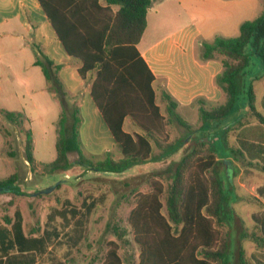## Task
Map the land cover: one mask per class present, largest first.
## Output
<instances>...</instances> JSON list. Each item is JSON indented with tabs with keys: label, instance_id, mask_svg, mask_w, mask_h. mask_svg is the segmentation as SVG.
Here are the masks:
<instances>
[{
	"label": "trees",
	"instance_id": "trees-1",
	"mask_svg": "<svg viewBox=\"0 0 264 264\" xmlns=\"http://www.w3.org/2000/svg\"><path fill=\"white\" fill-rule=\"evenodd\" d=\"M64 54L77 64L81 81L89 83V96L110 136L113 148L100 155H87L80 142L81 115L76 97L66 89L59 76L61 65L55 64L34 45V62L45 79L46 89L61 104L55 122V157L48 163H37L33 157L30 129L24 131L23 151L32 172L37 166L46 175L68 171L72 166L69 153L74 152L79 165L100 173H121L136 165L169 158L181 150L184 138H172L168 128L176 123L186 136L200 132L206 124L226 118L232 110L239 91L246 86L247 110L221 127L219 132L230 156L264 163V114L255 108V93L245 83L243 70L250 56L258 57L264 70V7L252 19L243 21L235 37H215L201 44L200 60L218 59L221 71L215 84L223 93V102L206 107L197 99L200 126H194L177 112V104L162 93L164 113L155 102V77L137 51L136 45L146 27L147 9L153 0H36ZM264 109V99L261 100ZM0 114L21 129L25 114L1 109ZM250 115L256 124L246 129L249 138L239 137L235 146L228 145V133ZM129 120L139 132H128L124 123ZM214 134L200 133L194 145L181 154L165 170L170 182L165 190L161 180L151 178L146 191L132 189L133 203L129 206L125 227L107 225L114 239L107 240L99 256V264H124L120 250L131 245L137 248L133 264H228L224 256L228 239L218 225L224 223L225 194L222 181L215 174L218 159L210 141ZM205 137L206 142L199 140ZM12 154V153H11ZM0 186L11 193L23 192L16 185V176L0 180ZM264 200V185L256 189ZM91 205L81 215L84 220ZM227 208V207H225ZM63 207L51 210L48 221L55 217L76 216L77 209ZM258 232L248 237L258 249L264 250V216L254 215ZM80 222V220H78ZM85 221V220H84ZM130 238H127V236ZM47 246V231L42 236L29 237L23 233L21 216L7 215L0 220V264H35ZM97 256H95L94 261ZM133 255L126 261L132 264ZM235 264H264V251L249 258L238 247Z\"/></svg>",
	"mask_w": 264,
	"mask_h": 264
},
{
	"label": "rangeland",
	"instance_id": "rangeland-1",
	"mask_svg": "<svg viewBox=\"0 0 264 264\" xmlns=\"http://www.w3.org/2000/svg\"><path fill=\"white\" fill-rule=\"evenodd\" d=\"M254 1L259 13L264 7V0ZM11 32L14 34L7 35L0 27V110L20 111L25 114V118L20 129L0 114V180L14 174L16 185L23 194L0 193V200H4L0 201V220L4 215L14 218L18 213L26 236L39 237L45 230L47 231L46 249L37 258L35 264H83L84 259H90L91 256L92 258L97 256L96 258L99 259L105 242L114 239L110 227L114 223L121 227L126 226L125 219L130 209L129 205L133 203L132 189L146 191L149 188V179L155 176L154 178L162 181L166 190L170 175L165 170L169 163L176 162V158L169 162L165 160L166 158L159 160L154 158L155 164L149 167L146 173L139 170L133 174L138 169V165L121 173H100L79 165L77 154L71 152L68 157L72 166L68 171L46 175L37 166L32 172L23 151L24 131L30 129L32 132L33 156L36 162H51L55 157V122L61 104L55 95L46 89L40 68L33 65L34 54L28 42L29 35L25 34L18 25L13 26ZM192 39L189 40L191 47ZM177 43V41L173 42L174 45ZM159 46L160 49L163 48V44L160 43ZM157 48L152 52V55H155L154 62L158 61ZM197 54L194 52V56ZM177 61L182 64L185 62L182 59ZM243 72L245 83L247 85L250 83L253 87L255 108L264 114V109L261 107V100L264 99V70L258 57L251 55L250 62ZM246 89L245 86L238 92L234 106L226 118L206 124L200 132L186 136L183 128L171 123L168 128L171 137L184 138L185 143L180 154L194 145L200 133H211L214 136L210 143L217 158L230 156L231 151L226 147L219 130L247 110ZM220 92V100L205 103L206 107L223 102V93L221 90ZM77 96L80 98L79 95ZM194 107L196 109H186L179 114L194 128H198L201 124L198 106ZM162 112L164 113V109ZM83 117L86 120L84 128L90 124V131L83 137L84 141L99 139L101 132L95 128L89 114L84 112ZM256 123L252 116L247 115L241 125L234 126L228 133V145L235 146L239 137L249 138L250 134L246 129ZM136 130L139 132L138 128ZM199 141L207 140L203 137ZM80 142L83 144L81 140ZM214 171L222 181L225 194L224 223L217 226L228 239V250L224 261L228 260V264H235L238 247L243 248L247 258L256 251H264L258 249L248 237L251 232H258L252 217L264 216V200L256 194V189L264 185V163L242 158L235 160L230 156L229 159H220ZM55 183H57L55 187L46 194L29 195ZM89 204L91 207L84 221L81 215ZM63 207L68 208L67 210L76 208L78 210L76 216L67 213V219L55 217L51 222L47 220L51 210L55 208L59 210ZM107 225L110 226L109 229ZM127 238L130 236L128 235ZM119 253L124 264H128L126 261L128 254L133 255L132 264L135 263L137 248L134 245L130 244Z\"/></svg>",
	"mask_w": 264,
	"mask_h": 264
},
{
	"label": "crops",
	"instance_id": "crops-1",
	"mask_svg": "<svg viewBox=\"0 0 264 264\" xmlns=\"http://www.w3.org/2000/svg\"><path fill=\"white\" fill-rule=\"evenodd\" d=\"M100 2L104 3L103 0ZM258 14L254 0H153L147 9L146 27L136 48L155 77V102L161 111L164 109L161 100L163 92L176 102L178 113L190 108L196 109L194 106H197V99H203L205 103L218 102L221 92L214 80L221 71V64L218 59L200 60L198 55L201 52V44L211 42L215 37H235L239 25ZM15 25L20 26L24 33L29 35L28 42L33 54V46L36 45L50 60L61 65L59 76L79 104L82 116L79 134L85 153L100 155L103 151L112 149V137L89 96V83L79 79L76 73L77 64L71 62L64 54L36 0H0L1 29L5 34L13 35L10 31ZM190 38H193L192 47ZM174 41L178 43L174 45ZM160 43L163 44L162 49ZM156 48L158 61L154 62L155 55L153 56L152 52ZM194 52L198 54L194 56ZM178 59L185 62L182 64ZM84 112L89 114L95 128L100 130L99 139L84 141L83 137L90 131V124L84 128ZM124 129L128 132H138L129 120L124 123ZM158 152L154 148L152 161L138 165L133 174L139 170L146 173L147 169L155 164L153 161ZM180 156L178 150L165 160L169 162L176 158L177 161ZM229 158L230 156L217 159L219 161ZM94 258L95 256H91L90 259H84L83 264H99L98 259L94 261Z\"/></svg>",
	"mask_w": 264,
	"mask_h": 264
},
{
	"label": "water",
	"instance_id": "water-1",
	"mask_svg": "<svg viewBox=\"0 0 264 264\" xmlns=\"http://www.w3.org/2000/svg\"><path fill=\"white\" fill-rule=\"evenodd\" d=\"M205 139H206V138H205ZM206 140H207V139H206ZM56 184H57V183H55V184L52 185V186H49V187H46V188H43V189L37 190V191H35V192H32V193H30L29 195H30V196H36V195H40V194H46V193H48L50 190H52V189L55 187ZM0 193H11V188L0 186ZM22 194H23V193H22Z\"/></svg>",
	"mask_w": 264,
	"mask_h": 264
}]
</instances>
